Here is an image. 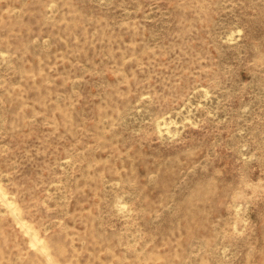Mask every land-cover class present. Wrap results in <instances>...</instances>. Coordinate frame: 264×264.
Here are the masks:
<instances>
[{"label": "rangeland", "instance_id": "1", "mask_svg": "<svg viewBox=\"0 0 264 264\" xmlns=\"http://www.w3.org/2000/svg\"><path fill=\"white\" fill-rule=\"evenodd\" d=\"M0 264H264V0H0Z\"/></svg>", "mask_w": 264, "mask_h": 264}]
</instances>
